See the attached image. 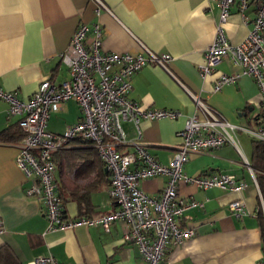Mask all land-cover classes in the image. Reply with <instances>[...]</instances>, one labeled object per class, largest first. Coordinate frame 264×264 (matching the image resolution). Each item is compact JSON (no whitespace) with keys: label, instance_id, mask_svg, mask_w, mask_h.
<instances>
[{"label":"crops","instance_id":"obj_1","mask_svg":"<svg viewBox=\"0 0 264 264\" xmlns=\"http://www.w3.org/2000/svg\"><path fill=\"white\" fill-rule=\"evenodd\" d=\"M102 1L108 10H97L93 0H0V87L26 100L43 79L57 84L68 79L70 74L60 54L79 24H87L88 37L98 24L104 51L134 52L138 40L157 53L170 55L167 67L147 63L133 73L128 96L150 108L178 109L182 115L141 118L139 138L135 123L122 121L127 139L145 143L158 162L167 163L180 145L177 133L185 117L197 109L193 95L230 122L244 127L255 126L258 121L264 124L261 93L251 76L242 75L214 91L219 75L240 72L229 58H223L205 78L199 75L215 35L217 0ZM262 1L248 0L243 14L238 1L232 3L225 24L231 42L242 40L253 27ZM80 117L77 102L70 99L50 113L46 128L61 133ZM17 120L0 99V248L8 246L19 264H30L35 257L48 254L60 264H144L137 245L123 239L128 225L122 220L112 222L108 230L100 225H78L47 231L45 203L26 193L31 180L16 163L21 139ZM235 137L237 146L226 143L191 153L183 169L189 175L234 174L246 187L236 192L217 187L200 189L180 182L177 198H191L203 206L187 209L178 218L180 226H191L195 233L179 245L169 242L163 264H264L260 198L251 165L253 139L243 130H237ZM130 141L120 149L131 150ZM84 144L72 140L53 155L54 178L64 197L67 218L96 216L117 206L109 194L105 165L89 157H72ZM165 181V176H155L142 180L140 186L146 193L157 195ZM238 197L247 211L243 216H235L228 209V203Z\"/></svg>","mask_w":264,"mask_h":264},{"label":"built area","instance_id":"obj_2","mask_svg":"<svg viewBox=\"0 0 264 264\" xmlns=\"http://www.w3.org/2000/svg\"><path fill=\"white\" fill-rule=\"evenodd\" d=\"M93 1L97 10L99 7L108 10L102 0ZM234 1L217 0L219 14L215 35L207 47L204 63L199 66V75L205 78L223 58H229L240 68V72L219 75L213 86L214 91L238 81L242 75L251 76L259 87L261 109L264 111V1L257 6L253 27L242 40L235 43L225 33L230 6ZM237 1L243 14L248 0ZM88 30L87 24H79L67 48L60 54L70 74L68 79L57 84L45 78L26 100L0 87V99L6 102L8 113L18 117L17 124L22 133L16 163L25 177L31 180L26 193L42 198L45 203L47 231L72 229L78 225H100L108 230L112 222L122 220L128 225L123 239L137 245L144 264H163L169 242L179 245L195 233L191 226H180L178 218L187 209L203 206V202L191 198H177L180 182L200 189L217 187L236 192L246 187L245 181L237 180L230 173L187 174L183 166L189 155L226 143L237 146V130H243L252 139L264 142V124L258 121L255 126L244 127L230 122L193 95L197 109L185 117L184 125L177 133L180 145L167 163L158 162L145 143L139 139H127L122 121H133L139 138L138 123L141 118H175L182 115L178 109L150 108L128 96L133 73L147 63L167 67L170 55L157 53L138 40V49L134 52L104 51L99 25H94L90 37L87 36ZM70 99L77 102L81 117L61 133L47 130L50 113ZM74 138L88 140L97 149L109 174V194L117 205L114 210L94 217H65L63 201L54 178L53 154ZM129 141L131 150H121L120 147ZM155 176H165V185L157 195H150L141 188L140 182ZM257 189L260 206L264 210L258 185ZM228 209L235 216L247 213L240 197L231 200ZM30 264L60 263L48 254L35 257Z\"/></svg>","mask_w":264,"mask_h":264},{"label":"trees","instance_id":"obj_3","mask_svg":"<svg viewBox=\"0 0 264 264\" xmlns=\"http://www.w3.org/2000/svg\"><path fill=\"white\" fill-rule=\"evenodd\" d=\"M19 136V135H18ZM22 137V133H20V138ZM0 139H3V135H0ZM12 140L10 138H6V140ZM73 140L81 141L86 144L81 149H75L73 151L72 157L74 158H81V157H89L92 158L95 162H100V165H104L101 158L98 156L97 149L91 144L90 141L84 140L81 138H74ZM72 141V140H70ZM69 141V142H70ZM54 155V154H53ZM252 167L255 169V178L258 185V188L261 193L262 201H264V142L258 141L253 139V152H252ZM101 170V168H100ZM102 171V170H101ZM103 174V172H102ZM109 181V174L105 175ZM110 183V182H109ZM58 192V190H57ZM59 196L64 202V197L61 193ZM98 216V215H96ZM94 217V216H89ZM259 217H260V226H261V236H262V243H264V210H262L261 206L259 209ZM262 249H264V245H262ZM0 264H19L17 256L14 252L6 245L1 246L0 248Z\"/></svg>","mask_w":264,"mask_h":264},{"label":"water","instance_id":"obj_4","mask_svg":"<svg viewBox=\"0 0 264 264\" xmlns=\"http://www.w3.org/2000/svg\"><path fill=\"white\" fill-rule=\"evenodd\" d=\"M107 169V168H106Z\"/></svg>","mask_w":264,"mask_h":264}]
</instances>
